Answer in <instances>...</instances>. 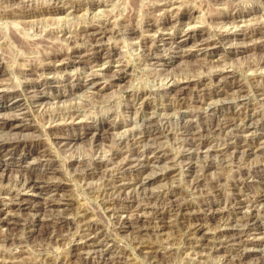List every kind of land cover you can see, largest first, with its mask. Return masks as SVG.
I'll return each instance as SVG.
<instances>
[{
	"label": "rangeland",
	"instance_id": "374dc122",
	"mask_svg": "<svg viewBox=\"0 0 264 264\" xmlns=\"http://www.w3.org/2000/svg\"><path fill=\"white\" fill-rule=\"evenodd\" d=\"M0 88V264H264V0H0Z\"/></svg>",
	"mask_w": 264,
	"mask_h": 264
},
{
	"label": "bare ground",
	"instance_id": "6f19581e",
	"mask_svg": "<svg viewBox=\"0 0 264 264\" xmlns=\"http://www.w3.org/2000/svg\"><path fill=\"white\" fill-rule=\"evenodd\" d=\"M235 19V18H234ZM228 22V21H227ZM234 25V24H233ZM91 30H93L94 31V29L93 28H91ZM96 30V29H95ZM259 30V29H258ZM263 30V29H262ZM86 32V31H85ZM228 33V32H227ZM189 34V32H187L184 36H186L183 40H181L180 42H179V44H181L182 46L183 45H185L186 43H187V41H188V39H190L191 38V36L190 35H188ZM72 37V36H71ZM165 39V38H164ZM198 42V41H197ZM199 45H205V41L204 40H199ZM179 48V47H178ZM79 61H81V60H79ZM63 62L61 61V64H62ZM50 64V63H49ZM58 65V64H57ZM59 65H60V63H59ZM104 65V64H103ZM50 66V65H49ZM57 67V66H56ZM222 70V69H221ZM93 77H96V75H94ZM221 77V74L220 73H217V74H215V78L218 80V82H219V78ZM94 80H96V79H93V84H94ZM170 82V81H169ZM221 82V81H220ZM92 83V82H91ZM176 83V82H175ZM223 83V82H222ZM173 85V84H172ZM2 86V85H1ZM177 86V85H176ZM181 87V86H180ZM177 88V87H176ZM184 88V87H183ZM178 89V88H177ZM177 91H179V90H177ZM38 94V93H37ZM20 98V94L18 93V91L17 90H5V89H2V88H0V110L1 109H3V107H4V105H2V103L3 104H5V103H9V105H10V107H16V106H19V104H18V99ZM5 99H7V100H5ZM5 100V101H4ZM11 119V118H10ZM14 119H16V117L14 118ZM250 121V120H249ZM232 123V122H231ZM249 123H251V121L249 122ZM248 124V123H247ZM233 125V124H232ZM189 126V125H188ZM248 126V125H247ZM5 127H8V128H10V129H13V128H18V129H29V127H31V125H29V123H24V124H22L21 123V121L20 122H18V121H16V120H9L8 118H4L3 117V121L2 122H0V128H5ZM190 127V126H189ZM236 127V126H235ZM230 128V127H229ZM231 129V128H230ZM190 140V139H189ZM191 142V141H190ZM22 142L20 141V140H13V141H9V142H2V141H0V151H5L6 152V154H12V152L13 151H15V149L16 148H18L19 146H20V144H21ZM262 147V146H261ZM261 150V149H260ZM30 154V153H29ZM28 154V155H29ZM47 156V154L46 153H44V151H37V156H36V160L38 161V162H40V161H44V159H43V157H46ZM158 158L159 157H163V155L162 156H157ZM132 162V161H131ZM138 162V161H137ZM31 169L33 168L34 169V167H30ZM133 169V168H132ZM44 176V175H43ZM45 177V176H44ZM148 179L149 178H145L143 181H139V182H136L135 184L137 185V184H139L140 185V187H142V185H144V181H148ZM150 179H152V178H150ZM42 180V179H41ZM21 185V184H20ZM21 188H19L17 191H16V194H15V202L14 203H12L11 205H15V206H17V207H23L24 205H25V203L27 204V203H29V202H27V201H25L22 197H21V193H22V191H26V190H31V191H34V192H37L38 194H42V193H47L48 194V201H47V203H46V205L48 206V208L50 207V208H63V210H65V209H67L68 208V206L70 205V201L67 199V198H60V199H58V201H56L55 200V197L56 196H54V194L52 193V192H50V191H46V192H44L45 190H47V189H44V187H47V188H53V190L54 191H58V190H60V189H62V187H63V185L62 184H55V183H53V184H48V185H46V186H43L42 185V182H40L39 180H37V178H34V177H32V176H30L29 175V177L25 180V181H23V184H22V186H20ZM119 187H125V185H120ZM143 188V187H142ZM24 193V192H23ZM43 195V194H42ZM8 198V197H7ZM70 199V198H69ZM10 205V206H11ZM4 206H5V208H4ZM9 208V204H7V203H5L4 204V202L3 201H0V223H3V224H8V225H11V222H8L7 220H2V215H4V216H6L8 213L6 212L7 211V209ZM212 208V207H211ZM28 209H30V210H33V211H35L37 208L34 206L33 207V209H32V206L31 207H28ZM46 209V208H45ZM38 210H39V208H38ZM62 210V211H63ZM215 210H216V207H215ZM57 211V210H56ZM9 212V211H8ZM57 212H59V210L57 211ZM206 212V211H205ZM7 213V214H6ZM60 213V212H59ZM62 213V212H61ZM64 213V212H63ZM215 213V212H214ZM137 214H139V213H137ZM157 214V213H156ZM210 214V213H209ZM60 216V215H59ZM82 216V215H81ZM253 216V215H252ZM52 217V216H51ZM55 217H57V216H55ZM10 218V217H9ZM9 218H6V219H9ZM64 217H62V218H60V219H58V220H60V222L59 223H63V222H65L66 220H64L63 219ZM125 218V217H124ZM55 219V218H54ZM57 219V218H56ZM199 219V218H198ZM242 219V218H241ZM253 219V217H251L248 221L249 222H253L254 221V219ZM42 219H40V221H41ZM57 220V221H58ZM62 220V221H61ZM244 220V219H243ZM259 220V219H258ZM10 221V220H9ZM79 221V220H78ZM134 221H138V216H137V218H134L133 219V222ZM257 221V220H256ZM68 223V222H67ZM89 223V222H88ZM122 223H123V226H127V225H130V218H125V219H123L122 220ZM79 224V223H78ZM249 224V223H248ZM83 225V224H82ZM84 225L85 226H83V227H87L85 230H87V231H91L92 233H96V232H94V229H91V225H89V224H86V222L84 223ZM254 225V224H253ZM233 226V225H232ZM237 226V225H236ZM78 227V226H77ZM201 227L200 226H198V225H196V226H192V230H195V231H197V230H199ZM8 229V228H7ZM230 230L232 231V229L230 228ZM230 230L229 229H226L225 230V232L227 233V232H230ZM1 232V231H0ZM262 234V233H261ZM93 235V234H92ZM94 237H95V235L94 236H91V234L90 235H85V236H83L80 240H83L84 238H85V240L86 239H88V241L90 242H92V241H94ZM12 239V238H11ZM79 239V238H78ZM193 241V240H192ZM83 242L82 241H79L78 240V242H77V246L78 247H80L81 246V244H82ZM248 243V242H247ZM95 244V243H94ZM108 244V243H107ZM85 245V244H84ZM91 245H93V244H91ZM101 248V247H100ZM80 249V248H79Z\"/></svg>",
	"mask_w": 264,
	"mask_h": 264
}]
</instances>
